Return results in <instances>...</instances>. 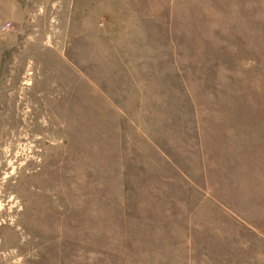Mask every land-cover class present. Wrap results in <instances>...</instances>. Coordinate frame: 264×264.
<instances>
[{
    "label": "rangeland",
    "instance_id": "374dc122",
    "mask_svg": "<svg viewBox=\"0 0 264 264\" xmlns=\"http://www.w3.org/2000/svg\"><path fill=\"white\" fill-rule=\"evenodd\" d=\"M0 264H264V0H0Z\"/></svg>",
    "mask_w": 264,
    "mask_h": 264
}]
</instances>
